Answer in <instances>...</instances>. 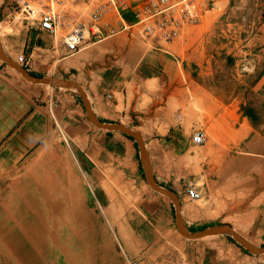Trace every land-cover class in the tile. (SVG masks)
<instances>
[{"label": "rangeland", "instance_id": "rangeland-1", "mask_svg": "<svg viewBox=\"0 0 264 264\" xmlns=\"http://www.w3.org/2000/svg\"><path fill=\"white\" fill-rule=\"evenodd\" d=\"M17 1L0 0V22L17 18L8 29L3 25L2 31L0 26V45L7 57L24 67L17 59L27 44L26 31H32L34 25L23 22ZM98 1L64 0L57 8L70 17L69 23L73 19L87 25L88 13ZM195 1L200 10L198 23L184 27L169 42L143 39L135 27L122 30L121 21L114 17L101 22L110 39L118 37L138 47L134 62L129 50L104 46V41L94 43L97 39L87 30H83L79 50L65 58L62 42L70 30L65 24L51 36L50 43L32 49L30 63L42 70L33 72L80 85L90 108L93 100L82 79L84 56L114 66L122 76L121 88L115 92L118 104L114 111L119 118L103 119L91 108L96 119L120 123L140 134L149 171L158 185L176 194L182 222H190L188 231L226 223L248 242L262 247L264 0ZM154 40L161 48H156ZM26 51L31 52L30 46L23 53ZM140 64L146 67L142 74ZM17 74L29 86L47 93L38 98L45 118L44 135L16 158L8 155L4 159L8 163L0 161L5 163L0 168V264L9 256L11 264H26L32 254L37 263L55 262L53 251L49 259L45 256L52 250L49 239L38 242L37 252L26 248L30 251L23 258L21 239L28 232L21 228L47 232L40 230L41 225L30 226L36 215L38 220L49 219L63 235L71 232V238L65 240L84 246V264H187L191 245L214 238L236 243L227 234L195 240L183 237L175 226L172 201L146 183L132 137L91 124L78 92L35 85ZM59 111L66 114V120H81L84 155L77 138L64 129ZM197 130L204 136L201 145L191 142ZM188 186L200 192L201 205L185 196ZM155 197L170 204V228H162L164 224L154 228L155 222L142 216L141 202ZM53 238L60 241L58 233ZM95 255L100 257L99 263H94ZM255 256L263 258L264 254Z\"/></svg>", "mask_w": 264, "mask_h": 264}, {"label": "crops", "instance_id": "crops-1", "mask_svg": "<svg viewBox=\"0 0 264 264\" xmlns=\"http://www.w3.org/2000/svg\"><path fill=\"white\" fill-rule=\"evenodd\" d=\"M7 19V21L0 22L6 26V29L17 22L16 16ZM124 26L126 25L124 24ZM31 28L33 29L32 31H26L27 44L24 45L21 50V54L29 60L28 65L24 68L34 76H48L33 72V70H42L37 69V66L30 62L32 49L35 46L39 48L46 46L47 43H50L51 36L48 32L39 31L34 26H31ZM125 28H127V26ZM3 30L5 29H2V31ZM100 30V38L94 43L104 41V46L111 48H125L129 50L126 52L130 55L131 62H134L135 57L138 56V52L135 49L137 46L134 48V45L131 46L127 41L118 37L110 39L106 27H101ZM54 43L55 38H53L52 44L54 45ZM153 43L156 48H161L158 46L157 40H154ZM29 46L31 52L26 51L23 53V50H27ZM1 49L5 54L2 45ZM152 53L160 55L155 51H152ZM145 69L146 67L142 64L140 66V73H144ZM82 79H84L85 90L93 100V102H91V108L93 111H96L95 113H97V115H102L103 119H118V114L114 111V106L118 104L115 92H118L121 88L122 76L117 74V70L114 66H106L99 63L97 60H94L92 56L91 58L84 56V75H82ZM46 94L45 91L33 88L32 86H29L27 82L18 78L11 72L10 67L0 59V161L8 163V160H4L8 155H12L13 158H16L17 154L25 152V150L36 146L41 141V138L44 135L42 131L44 129L45 118L43 117L41 105L38 103V98H40V96L47 97ZM129 115L134 116L133 113H129ZM58 117L68 135L77 138L76 143L79 151L84 155V139L82 138V136H84V131L82 130V124L79 123L81 120H66V114H64L63 111L58 112ZM2 155L5 156L3 159ZM2 162L0 163V168L5 164ZM169 205V202L166 200L155 197L141 202L140 208L142 216L147 219L149 223L155 222L154 228H161V224L165 225V227L162 228H170V220L167 216ZM36 216L30 221V226L33 227L36 225V227L39 228L41 225V228H49V231L46 232V234H38L39 232L37 230L28 232V230L26 231V229L21 228L22 232L23 230L24 232H28L27 234L25 233V237L21 239L23 245L21 251L23 252V258L30 249L37 252L36 248L39 247V241L44 242L46 239H49L48 242L52 249L51 252L53 251L52 260L55 261L54 263H51L69 264L74 259L77 263L79 260V264H84V246L78 244L76 240H72L71 242H66L65 240L66 237L71 238V232L64 231L63 235L61 229L58 230L57 228H54L49 219L44 218V220L41 221L38 220ZM183 221L186 228H189L190 222L186 219H183ZM56 233H58L59 242H56L53 238ZM33 235L36 237V241L34 238H30L34 237ZM191 247L192 256L188 259L187 264H264V257L259 258L252 255L236 243L225 238H214L207 242L191 245ZM26 248L30 249L26 250ZM51 252H49V255ZM193 252H196L198 255L193 256ZM38 254L40 253L38 252ZM94 257H98L96 259L94 258V263H99V256L95 255ZM10 259L11 257L9 256L6 259L8 261L5 262V264H11ZM31 259V261L38 260L36 256L33 257V254ZM90 263H92V261Z\"/></svg>", "mask_w": 264, "mask_h": 264}, {"label": "built area", "instance_id": "built-area-1", "mask_svg": "<svg viewBox=\"0 0 264 264\" xmlns=\"http://www.w3.org/2000/svg\"><path fill=\"white\" fill-rule=\"evenodd\" d=\"M64 0H18L17 6L23 15V22L34 25L39 31H46L54 36L58 28L70 25V30L63 38L65 58L72 56L79 50L83 39V30L98 39L101 35V22H107L111 17L121 21V29L137 28L139 35L146 40L154 38L169 42L176 38L184 27L194 25L199 21V4L195 0H99L88 13L86 24L69 23L70 17L57 6L64 4ZM89 0H84L87 2ZM124 24L127 26L125 28ZM94 28V29H93ZM89 38V36H88ZM17 61L24 67L28 65V58L23 54ZM181 116L176 117L180 121ZM204 141L203 133L199 130L192 134L191 142L201 145ZM185 196L192 200L201 197L200 192L192 187L185 188Z\"/></svg>", "mask_w": 264, "mask_h": 264}, {"label": "water", "instance_id": "water-1", "mask_svg": "<svg viewBox=\"0 0 264 264\" xmlns=\"http://www.w3.org/2000/svg\"><path fill=\"white\" fill-rule=\"evenodd\" d=\"M0 59L3 62H5L9 67L13 68L16 72H18L22 78H24L26 81L30 83L41 85V86H50L53 88H69V87L76 88L78 90V94L82 98L87 119L89 120L91 124L103 130L120 131L132 137L137 142L138 154H139L140 162L143 168L146 183L154 191L167 196L172 201L174 205V213H175V226H176L177 231L183 237L187 239L195 240V239H201L207 236H212V235H217V234H227L237 244L242 246L248 253L253 254V255L264 254V246L258 247V246L251 244L246 239H244L241 235L236 233L231 225L226 224V223L210 225V226L204 227L194 232L188 231L180 217V205H179L176 194L173 191L158 185L154 181V178L151 175L149 168H148L147 153L142 143L140 134L137 131H134L131 128H128L120 123H107V122H102V121L97 120L94 113L92 112L90 108L86 94L83 92L81 86L75 83L74 81L70 79H63V78L55 77V76H34L31 73H29L24 67L17 65L9 57H7V55H5L1 49V45H0Z\"/></svg>", "mask_w": 264, "mask_h": 264}, {"label": "bare ground", "instance_id": "bare-ground-1", "mask_svg": "<svg viewBox=\"0 0 264 264\" xmlns=\"http://www.w3.org/2000/svg\"><path fill=\"white\" fill-rule=\"evenodd\" d=\"M3 25H4L3 23H0L1 29L3 28ZM5 29H6V28H5ZM54 38H55V37H54ZM82 40H83V39H82ZM11 69H12V68H11ZM14 71H15V70H14ZM15 75L18 76L17 72L15 73ZM49 87H50V86H49ZM64 89H71V90H74V91L78 92V90H77L76 88H73V87L64 88ZM210 136H211V137L214 136V133H213L212 131H211ZM198 187H199V186H198ZM195 201H198L200 205L202 204V200H199V199H198V200H195ZM41 221H42V220H41ZM23 229H26V228H23ZM35 229H37V228H27L26 231L28 230V232H33V230H35ZM42 229L47 230V232L49 231V228H40L41 231H42ZM58 230H59V229H58ZM23 232H24V230H23ZM33 234H34V233H33ZM59 234H60V233H59ZM30 235H31V234H30ZM58 237H59V236H58ZM28 238H29V237H28ZM74 245H75V244H74ZM36 249H37V248H36ZM50 252H51V251H50ZM39 253H40V252H39ZM25 256H26V255H24V258H25ZM45 256H46L47 259H49V258H48V257H49V254H46ZM60 257H61V256H60ZM60 257H59V258H60ZM96 258H98V257H96ZM96 258H95V259H96ZM99 258H100V257H99ZM31 260H32V259L29 258V263H26V264H41V263H37L36 260H35V261H31ZM51 262H52V261H51ZM97 263H98V262H97ZM69 264H79V260H78V263H77L76 260L73 259V260L71 261V263H69Z\"/></svg>", "mask_w": 264, "mask_h": 264}]
</instances>
